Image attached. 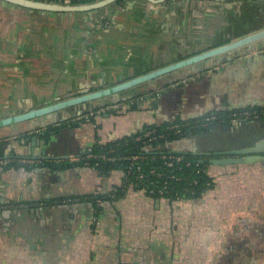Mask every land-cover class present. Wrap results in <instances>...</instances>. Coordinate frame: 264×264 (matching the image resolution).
Wrapping results in <instances>:
<instances>
[{
    "label": "crops",
    "instance_id": "1",
    "mask_svg": "<svg viewBox=\"0 0 264 264\" xmlns=\"http://www.w3.org/2000/svg\"><path fill=\"white\" fill-rule=\"evenodd\" d=\"M205 2L118 0L93 11L54 13L0 1V90H9L6 107L24 102L30 88L37 90L31 80L54 82L56 97L94 91L103 88L91 87L98 82L112 86L264 28L249 23L230 39H218L222 28L244 20V6L259 0ZM195 38L205 41L195 48ZM252 50L223 64L206 62L163 76L160 86L176 81L161 86L162 92L150 88L140 97L92 109L89 118L68 119L70 125L57 134L42 137L50 126L21 135L0 130V162L7 161L0 164V264H264V162L209 164L210 188L186 201L155 200L131 188L112 200L123 186L122 173L104 177L79 163L95 144L145 125L264 107V44ZM120 103L125 108L118 110ZM44 121L52 119L39 123ZM35 134L53 159L29 155L22 140ZM262 139L264 118L234 127L216 124L167 147L220 152Z\"/></svg>",
    "mask_w": 264,
    "mask_h": 264
},
{
    "label": "water",
    "instance_id": "2",
    "mask_svg": "<svg viewBox=\"0 0 264 264\" xmlns=\"http://www.w3.org/2000/svg\"><path fill=\"white\" fill-rule=\"evenodd\" d=\"M6 2L10 5L30 9V10H39L47 11L54 13L61 12H84V11H93L100 8H103L109 4H113L118 0H99L91 3L75 4V5H62V4H50V3H41L30 0H0ZM150 2H164L165 0H147ZM264 41V28L253 31L251 33L245 34L239 38L230 40L226 43L220 44L218 46L210 47L200 53H196L185 58H181L173 63H169L165 66H162L157 69H153L149 72L141 74L139 76L133 77L131 79L125 80L123 82L114 84L112 86H107L98 90H94L82 95L71 97L65 100H61L55 103H52L47 106H43L37 109H32L27 112L10 114L6 117L0 118V129L10 128L15 134H27L32 131L52 126L55 124L62 123L72 116L81 115L82 112L79 108L77 112L74 111L76 106L81 104H87L93 101L100 99H105L110 96H115L132 88H135L139 85L151 82L160 77L169 75L174 72L182 71L192 66H197L201 63L210 62L213 63H225L231 61L232 57L234 58L240 52L245 50V53L254 49L259 43ZM176 79V78H175ZM175 79H171L165 82V85L172 84ZM163 86V85H161ZM130 97V96H129ZM119 100L110 99L108 102L100 103V106L106 104L113 105ZM74 109V110H73ZM86 109L84 111H88ZM50 116V117H49ZM51 118L50 122H35V124H26L28 121L34 119ZM24 123V124H23ZM23 124V125H22ZM16 126L18 129H13ZM38 135L31 136V138H23L22 142L25 145V148H29V155L36 159H53L45 155L47 151L43 148L44 141L38 140ZM11 136V134L9 135ZM50 141H53V136L49 138ZM38 140V141H37ZM29 144V145H28ZM37 146V147H36ZM41 149H40V147ZM37 151V152H36ZM36 152V154H34ZM39 153V155L37 154ZM168 153L186 156L193 155L200 157V163L208 162L212 165H225V164H243V163H255V162H264V139L256 142L253 146L242 148L239 150H228V151H218V152H203V153H190L187 151L171 150ZM2 159V157H0Z\"/></svg>",
    "mask_w": 264,
    "mask_h": 264
},
{
    "label": "trees",
    "instance_id": "3",
    "mask_svg": "<svg viewBox=\"0 0 264 264\" xmlns=\"http://www.w3.org/2000/svg\"><path fill=\"white\" fill-rule=\"evenodd\" d=\"M232 1V0H231ZM117 2V1H116ZM149 91L140 92L138 96H132L129 99L135 97H140L146 94ZM155 93H153L154 95ZM128 97V96H125ZM128 98L124 100L128 101ZM119 101V100H118ZM117 101V102H118ZM107 102V101H106ZM116 102V103H117ZM115 104V103H114ZM111 106V104H106L104 106H97L94 109H101ZM257 110L258 112L263 111L264 107L251 108ZM240 110H234L231 112L222 113L225 118L231 115L233 112H238ZM264 117H262L263 119ZM193 121H180L176 120L172 123H166L163 125H145L140 131L135 132L134 134L124 137L119 140L109 142L104 145L95 144L90 150L85 151L79 163L85 165L88 163L89 167L96 169L101 176H108L112 171H120L122 174L127 173L129 162L127 160H119V157L138 155L142 157V160L135 161V164L141 166L143 172L148 174L149 170L152 168L164 167L163 156H175L180 159L173 164L172 169L164 170L166 173H169L170 170H174L173 174L180 177L179 181H174L167 179V190L163 191L162 194H159V189H161L162 179H157L153 176L146 175L142 181L135 179L134 171L131 174L127 175V182L123 184L122 187H119L115 192H113L112 200L123 197L126 190L131 188L133 190L139 191V189H145V194L155 200L157 199H167L169 201L180 200H190L199 198L205 191L208 190L211 186V180L207 174V167L209 166L208 162L200 163V157L193 155L180 156L175 154L168 153L167 144L186 137L190 132L205 131L206 129H192L188 124H191ZM178 126L180 130L179 133H176L173 130L172 126ZM214 124L213 126H215ZM225 125V124H224ZM145 132H152L153 136H156V140L151 142H137L135 139L138 136H141ZM159 136H162L159 138ZM88 155L101 156L105 155L106 157L118 158V160L109 161V160H94L87 158ZM8 167H16V164H9ZM134 167V166H133ZM124 180V178H123ZM130 185H133L130 187ZM147 187V188H144ZM101 197V196H100ZM99 197V198H100ZM96 199L93 198L91 202L96 206ZM94 200V201H93ZM99 208H97L98 210Z\"/></svg>",
    "mask_w": 264,
    "mask_h": 264
},
{
    "label": "rangeland",
    "instance_id": "4",
    "mask_svg": "<svg viewBox=\"0 0 264 264\" xmlns=\"http://www.w3.org/2000/svg\"><path fill=\"white\" fill-rule=\"evenodd\" d=\"M214 2V0H206V2L205 3H207V2ZM251 6V5H250ZM256 6V7H255ZM212 8H214V5L212 6ZM255 8H257V10L258 11H254L255 10ZM235 9V8H234ZM243 9H244V11L246 12V17H243L244 18V20L241 22V23H239V24H237L235 27H233V26H231V27H226V28H222V32H221V34H219L218 36H215L216 38H220L221 37V39L222 38H224V39H230V37H231V35H234L233 33H236V32H238V31H242V29H243V27H244V25H248L249 23V25L248 26H251V25H262V24H264V0H259V2L257 3V4H253V6H251V7H249V6H244L243 7ZM253 10V11H252ZM256 12L258 13V14H256ZM251 15V16H250ZM253 16H255V17H253ZM256 19H258V22L259 23H255L254 21L256 20ZM264 26V25H263ZM228 37V38H227ZM218 39H216V40H214V43H218ZM202 40H204L203 38H201V40H198L197 38H195L194 39V44H195V48L199 45L198 43L199 42H203ZM205 41V40H204ZM211 42V41H210ZM201 44V43H200ZM262 44H264V41L262 42ZM214 47V46H213ZM263 49H260V50H258V51H262ZM252 52H254L253 50H252ZM200 65V64H199ZM163 79V77H161V78H158V79H155V80H153V81H151V82H148V83H145V84H142V85H139V86H137V87H135V88H132V89H130V90H127V91H125V92H122L121 94L123 95V96H129V95H132V94H138V93H140L141 91H143V90H147V89H150V88H152V89H155L157 92H162V88H166L167 86H169L170 84H168V85H166V86H163L162 88H161V86H160V82H162L161 80ZM33 80H31L30 81V83H32L33 84V86L35 85L36 86V88H37V90L35 89L34 91L33 90H31V88L29 89V91L27 90V91H25V92H23V94H24V96L25 97H22V95H21V89L20 88H18V90H16V92H14V93H16L15 94V97L17 98V97H22L21 99H23V98H25L24 99V101H26V102H28V103H30L31 105H34V106H39V105H41V104H44V103H46L47 101L48 102H51V103H54V102H57V101H60L61 99H65V98H69L70 96H72V95H75V94H77V93H79L80 92V90H74L73 92H67V93H64L62 96H55V93H57V91H55V88H52V86H53V83L54 82H50V84H49V86L47 85V86H43L45 83H40V84H36V82H32ZM111 81V80H110ZM29 82V81H28ZM175 82V81H174ZM110 83H112V82H110ZM107 83L106 82H103V81H101V82H98L96 85L95 84H93V86H91V87H96V86H98V87H106V86H104V85H106ZM173 84V83H172ZM151 85V86H150ZM89 88V87H88ZM9 92V90H7L6 88H2L1 90H0V114H3L4 112H5V99H6V95H7V93ZM30 92H32V93H36L37 95H36V97L35 98H32V95H29L30 94ZM159 94V93H158ZM2 95V96H1ZM103 102H106V99H100V100H97V101H93V102H90V103H87V104H81L80 106H77V108H80V110L82 111V112H80V113H82L81 115H77V116H72L70 119H69V122L70 123H73V122H77L78 120H80V119H83V118H89V116H90V114H91V112L93 111L92 109H94L95 107H97L100 103H103ZM3 103H4V105H3ZM90 104V105H89ZM13 107H14V109H18L17 108V102H15V101H13ZM89 105V109L90 110H88V111H84L85 109H87L88 106ZM87 107V108H86ZM120 107L121 108H125V106H124V103H120V104H118V106H116V108H118V110H120ZM22 108H24V107H22ZM82 108H84V109H82ZM115 108V109H116ZM105 111V110H104ZM10 114V113H9ZM4 116L6 115V114H3ZM50 117V116H49ZM96 118H99L98 116H95ZM39 120H41V119H34V120H31V121H28L26 124H32L33 122H39ZM24 124V123H23ZM22 124V125H23ZM60 124V123H59ZM59 124H55L54 126L55 127H58L59 126ZM0 130H2V129H0ZM1 137V136H0ZM9 136H8V138L6 139V140H9ZM0 141H1V138H0ZM120 172V171H119ZM118 173V172H117ZM184 201H186V200H184Z\"/></svg>",
    "mask_w": 264,
    "mask_h": 264
},
{
    "label": "built area",
    "instance_id": "5",
    "mask_svg": "<svg viewBox=\"0 0 264 264\" xmlns=\"http://www.w3.org/2000/svg\"><path fill=\"white\" fill-rule=\"evenodd\" d=\"M30 1H35V2H41V3H50V4H62V5H75V4H83V3H91V2H96L99 0H30ZM262 117H264V112L260 111L258 112L257 110L254 109H242L238 112H233L231 113L230 116H228V118H225L222 114H208L205 115L203 117H200L196 120H194L193 122H191V124H188V126H190L192 129H206L209 128L211 126H213L214 124H226L229 125L230 127H234L237 125H240L243 122L246 121H250V120H259L262 119ZM173 130H175L176 133H179L180 130L178 129V126H172L171 127ZM162 136H159V138H161ZM137 142H151L156 140V136L152 135V132H145L144 134H142L141 136L136 137L135 139ZM87 158L89 159H100V160H109V161H114V160H118V158H114V157H106L105 155H101V156H95V155H88ZM127 160L129 162V166L127 169V173L124 175L122 174L123 178V184L127 182V175L131 174L133 171L135 173V179L142 181L143 178L148 175V176H153L157 179H162V187L161 189H159V194H162L163 191L167 190V179L170 180H174V181H179L180 177L175 176L173 174L174 170H170L169 173H166L164 170L166 169H172L173 168V164L174 162L178 161L180 158L179 157H175L173 155L165 157L163 156V163H164V167H158V168H152L149 170L148 174H145L141 168L140 165L135 164V161H139L142 160L143 158L138 156V155H131V156H124V157H119V160ZM0 164H7V161L4 162H0ZM86 166H88V163L85 164ZM134 166V167H133ZM133 185H130V187H132ZM147 188V187H144ZM140 192L145 193V189H139ZM176 201H181L180 199L176 200Z\"/></svg>",
    "mask_w": 264,
    "mask_h": 264
},
{
    "label": "flooded vegetation",
    "instance_id": "6",
    "mask_svg": "<svg viewBox=\"0 0 264 264\" xmlns=\"http://www.w3.org/2000/svg\"><path fill=\"white\" fill-rule=\"evenodd\" d=\"M104 88V87H103ZM101 89V88H100ZM98 90V89H97ZM88 92H91V91H89V90H82L81 92H80V94H77L76 96H78V95H82V94H85V93H88ZM73 97H75V96H73ZM116 99V98H119V100H123V99H125V96H123L121 93L120 94H117V95H115V96H110V97H108V98H105L106 99V101L108 102L110 99ZM66 99H68V98H66ZM63 100V99H62ZM65 100V99H64ZM61 101V100H60ZM58 102V101H57ZM55 103V102H54ZM50 104H52L51 102H46V103H44V104H41V105H39V106H34V105H31L30 103H28V102H26V101H24V102H22V103H20V102H17V108L18 109H14V107H13V105H9V106H7L6 107V103H5V112L3 113V114H6L5 116L3 115V114H0V118L1 117H6V116H8V115H10V114H17V113H23V112H27V111H29V110H32V109H37V108H40V107H43V106H47V105H50ZM3 105H4V103H3ZM99 106V105H98ZM22 107H24V108H22ZM87 108V107H86ZM80 109V108H79ZM82 109H84V108H82ZM10 113V114H9ZM68 125H70V124H65V122H63V123H60L59 124V126H58V128L57 127H55V126H53V127H51L50 126V128L49 127H47V128H49L48 129V131H43V133H41L42 134V137H45V133H47V132H49V133H51V132H54V133H58L59 131H61V130H63L65 127H67Z\"/></svg>",
    "mask_w": 264,
    "mask_h": 264
}]
</instances>
